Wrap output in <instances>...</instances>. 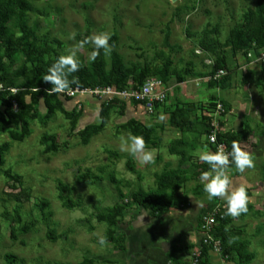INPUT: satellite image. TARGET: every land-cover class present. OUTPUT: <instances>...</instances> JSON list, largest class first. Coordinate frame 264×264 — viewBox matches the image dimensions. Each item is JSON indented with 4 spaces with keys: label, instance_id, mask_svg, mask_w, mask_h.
I'll return each mask as SVG.
<instances>
[{
    "label": "rangeland",
    "instance_id": "1",
    "mask_svg": "<svg viewBox=\"0 0 264 264\" xmlns=\"http://www.w3.org/2000/svg\"><path fill=\"white\" fill-rule=\"evenodd\" d=\"M28 2L32 9L26 12L25 21L34 27L35 47L21 43L23 49L2 57L3 69L16 82L33 78L38 60L57 58L67 54L69 48L85 37L108 32L115 37L114 41L109 40L111 49L109 52L100 50L97 55L106 71L115 55L132 73L148 71L144 80L161 77L160 73H163L170 86L169 94L178 95L179 101L184 100L185 94L196 92L190 89L183 92V84L177 78L185 80L197 76L202 80L199 87L204 93L200 92L199 96L204 95L202 99L206 98L211 108L214 109L217 103H221L226 112L230 108L227 117H210L219 123V129L220 125L235 128L238 122L247 124L246 140L239 146L251 154L253 167L240 173L234 164H230L227 172L233 186H246L252 205L245 215L233 219L229 225L231 230L240 231L234 238L245 243V251L250 256L240 262L233 252L229 263L264 264V180H261L260 167L264 162V137L259 135L257 127H264V72L254 60L257 53L248 58L246 53L233 49L231 39L236 24L241 22L248 9L254 10L256 0ZM8 28L14 38L20 36L13 21L8 23ZM72 33L75 37L69 39ZM91 49L90 43L78 49L82 65L90 63ZM217 60H221L219 64L225 70H230L233 80L228 88L222 89L204 78ZM187 68L193 69L192 73L196 75L192 76ZM241 76L247 77L248 81L241 82ZM59 99L60 105L49 119L40 121L34 116L27 120L25 128L28 132L22 139L10 136V130L15 129L14 123L6 129L0 127V145H9L0 164V264H5V253L15 255L17 264H175L191 259L200 242L199 232L195 229L196 216L212 201L203 188L197 186L203 183L202 173L192 165L202 161L200 153L192 151L191 154L185 147L184 155H180L188 178L178 195L187 201L184 209L168 208L161 219H153L142 210L131 215L134 206L129 202L132 190L138 186L152 190L155 174L176 168L177 159L168 154L167 145L169 148L171 143L175 144L178 151L174 152L181 154V142L177 141L190 133L165 126L167 115L157 119L155 112L147 114L141 107L127 102L120 109L119 101H114L107 116L102 118L101 101L94 97L79 94L71 100L61 96ZM73 107L79 108L80 115L71 129L72 117L67 113ZM37 111L40 115L45 113L41 101ZM206 120L209 121V117ZM86 125L93 128L81 138L79 131ZM145 129L149 135L145 148L155 149L153 164H142L138 155L129 154L122 141L129 133L139 136L137 133ZM44 132L55 136L58 151H43L39 137ZM127 161L131 162L132 170L126 167ZM5 169L18 174L20 183L8 179L3 173ZM87 171L100 176L101 180L81 178ZM109 175L117 182L110 180ZM59 180L72 186L70 195L79 205L68 209L61 204L56 190ZM22 192L27 195L26 198L21 196L22 224H30L26 232L17 231L12 213L17 204L12 196ZM40 201H47L48 206L40 208ZM121 204L122 222L113 228L96 218V213L103 212L106 207ZM46 211L51 212L48 221L42 215ZM109 228L121 239L119 243L106 241L101 245L98 238L105 236ZM49 229L56 235L54 240L46 235Z\"/></svg>",
    "mask_w": 264,
    "mask_h": 264
},
{
    "label": "trees",
    "instance_id": "2",
    "mask_svg": "<svg viewBox=\"0 0 264 264\" xmlns=\"http://www.w3.org/2000/svg\"><path fill=\"white\" fill-rule=\"evenodd\" d=\"M31 6L28 0H0V83L3 85V88L0 89V127L3 129L8 128L7 125L14 123V130H10V136L22 139L28 132L25 128L27 126V120L32 119L34 116H37L38 120H47L53 114L57 106L60 105L59 97H63L65 100H71L76 97H79L78 94L73 96H67L63 92H51L50 82L43 80V76L47 73L50 65L56 60V58H48L46 60H38L34 66L33 78L26 81L16 82L11 75H9L3 69L2 57L3 55L9 56L15 50L23 49L20 45L21 43L26 44L29 47H35L36 35L33 26H29L25 21V15L28 10H31ZM13 21L14 26L18 28L20 36L17 38L13 37L12 30L8 28V23ZM212 30V29H209ZM168 37V31L165 32V39ZM232 47L238 52L248 53L257 51L260 48L264 47V0H256L254 10L248 9L242 17L240 23H237L235 28L231 33ZM115 37L111 36V41H114ZM208 43V42H207ZM217 60L210 72L206 75L213 74L217 69L223 68ZM260 69L264 72V61L259 63ZM187 72L194 74L193 69L187 68ZM225 70V69H224ZM149 72L143 69L140 73H132L131 70L127 69L122 65L121 61L117 56H113L110 62V67L108 71L104 69L103 61L100 57H96L94 61H91L88 65H82L77 72L72 73L71 77H74L78 84H72L69 89L78 88H91L101 87L105 85L115 86L117 88H125L128 85V82L131 81L133 86L142 84L145 80L144 77ZM160 78L164 83L165 75L160 73ZM205 76V77H206ZM230 70H225V73L216 80H209L211 83L218 85L220 88H226L230 82ZM178 82L183 80L182 77L177 78ZM129 86V85H128ZM11 89H14L12 91ZM166 100V99H165ZM164 100V101H165ZM43 103L45 106V113L41 114L37 111V105L39 102ZM114 101H119L120 109H123L127 101H121L118 99H106L100 104V115L102 118L107 116L109 107L114 104ZM164 101L162 103H164ZM162 103L155 104L154 111ZM79 104V103H78ZM132 105L138 104L136 101L131 102ZM153 111V112H154ZM39 114V115H38ZM153 114V113H151ZM80 111L78 107H73L70 113H67L68 117H72L71 120V129H74L76 119L79 117ZM170 124L186 129L190 128L193 123L188 118V113L183 109H176L171 113ZM22 125L23 129L18 127ZM207 127V124L205 125ZM205 127L203 130L205 131ZM244 128L234 134H217V138L220 141H224L229 151L232 150L233 142L239 143V141L246 138L248 126H243ZM93 128V126L86 125L82 130L79 131V135L85 137L86 134ZM20 131H19V130ZM208 130V128H207ZM139 136H142L144 142L148 140V131L145 129L137 133ZM264 135V131H263ZM39 144L43 147V151L47 152H56L59 149V145L55 140V136L48 132H44L39 137ZM170 146V152L175 151L176 145ZM8 143H3L0 145V164L3 162V152L8 149ZM184 148L181 147L179 151L181 155H184ZM231 159V158H230ZM130 161L126 162V167L132 170V165ZM202 170L209 169V165L202 161L199 165ZM261 180H264V162L261 164ZM4 175L11 180H14L17 183H20V176L18 174H11L10 169H5L3 171ZM184 172L181 169H164L160 173L154 175L155 179V188L152 190H145L138 186L135 190H132L129 197V202L134 206L133 211L130 212L131 215L140 210L144 211L151 218L159 219L165 213L168 208L173 209H184L186 207V199L179 198V188L186 181V178L183 176ZM93 179V181H100L101 177L98 175L87 173L81 175V178ZM110 180L117 182V180L109 175ZM72 186L64 183L62 181L56 182L57 197L60 199L61 204L68 208L72 209L75 206L79 205L78 200H74L71 197ZM22 197L26 198V193H16L12 197L17 202L15 207L12 210L13 219L17 224L18 232H26L30 228V224H22V213H21V203ZM216 199L213 198L210 204L206 208L201 209L196 216V225L195 229L199 231L200 234V222L201 217L204 214L212 213L213 207L216 204ZM225 204V203H224ZM248 203V210L251 209V204ZM48 206L47 201H40V208H46ZM260 213V212H259ZM242 213L239 216L233 217L226 214L225 210L222 209L220 213L216 214V223L213 228V236L219 240L220 252L218 253L221 258H223V264L229 263L233 259L232 254L238 256L239 261H245L250 255L245 251V243L242 241L238 242L235 240V236L239 234L238 230H231L229 225L232 220L239 218L240 216L245 215ZM43 218L48 221L51 212L46 211L42 213ZM123 217V205H115L114 207H106L102 212L96 213L97 219H102L109 225L116 226L117 223L122 222ZM14 235V234H13ZM47 237L50 240H54L56 235L52 229H49L47 232ZM106 241L109 243L120 241V236L114 235V230L110 229L105 234ZM200 242L198 243L199 257L196 264H214L209 260V252L213 251L210 245L202 243L201 235L199 236ZM214 252V251H213ZM217 253V252H215ZM5 264H17L18 260L15 255L11 253L4 254ZM65 264V263H60ZM175 264H190L186 260H180L175 262ZM219 264V263H217Z\"/></svg>",
    "mask_w": 264,
    "mask_h": 264
},
{
    "label": "clouds",
    "instance_id": "3",
    "mask_svg": "<svg viewBox=\"0 0 264 264\" xmlns=\"http://www.w3.org/2000/svg\"><path fill=\"white\" fill-rule=\"evenodd\" d=\"M74 37L75 33H72L69 39H74ZM110 38L111 36L108 32L93 34L90 37H85L82 41H78L76 46L67 50V54L58 56L48 68L47 73L42 77L43 80L50 82L51 88L49 91L64 92L72 84H78L74 77L70 78L71 74L77 72L81 66L78 49L90 43L92 49L88 54V60L90 62L94 61L97 55L100 54V50L110 51ZM122 141L127 146L126 150L129 154L138 155L142 164H153L155 162V149H146L142 136L129 133L126 138H122ZM199 159L209 165V169L203 171L200 177L203 182V191L207 194V198H222L225 201L227 215L236 217L246 213L249 203L246 186L243 184L233 186L227 168L230 164H234L236 170L240 173H243L245 169L252 168L254 161L251 154L243 150L237 142H233L230 152H225L222 148H218L214 152L204 150L200 152ZM98 239L101 245L106 243L105 236H100Z\"/></svg>",
    "mask_w": 264,
    "mask_h": 264
},
{
    "label": "built area",
    "instance_id": "4",
    "mask_svg": "<svg viewBox=\"0 0 264 264\" xmlns=\"http://www.w3.org/2000/svg\"><path fill=\"white\" fill-rule=\"evenodd\" d=\"M256 60L259 63L264 61V47L258 50ZM224 73L225 70L223 68H219L213 74H210L205 78L207 80H216ZM128 85L122 89L111 85L94 87L93 89L75 87L74 89H68L63 93L67 96H73L75 94H84L100 100L118 99L130 103L134 100L138 103L137 105L141 106V108L147 114L153 113L155 104L162 103L167 96L168 86L160 78L150 77L146 79L142 84L136 86H133L132 82L129 81ZM2 88L3 85L0 83V89ZM11 90L14 91V89ZM216 110L218 111V113L223 110L221 104L218 103L216 105ZM218 124L216 120H211L209 125L210 130L207 134V141L211 144L213 152L216 151L218 148H222L225 152H230L225 142L220 141L217 138V134L220 132ZM225 208L226 206L223 201H221L220 198H217L216 204L213 207V212L204 214L201 217L200 222L199 230L202 243L210 245L211 249L217 253L220 252V244L219 240L213 236L212 231L216 223V214L220 213L222 209L225 210ZM199 254V249H195L191 259H189L188 262L190 264H196L198 262ZM219 264H223V258H221V262Z\"/></svg>",
    "mask_w": 264,
    "mask_h": 264
},
{
    "label": "crops",
    "instance_id": "5",
    "mask_svg": "<svg viewBox=\"0 0 264 264\" xmlns=\"http://www.w3.org/2000/svg\"><path fill=\"white\" fill-rule=\"evenodd\" d=\"M254 53H256V52H254V51L248 52L246 54V56L248 57L250 54H254ZM254 56H255V54H254ZM256 57H255L254 60L257 62ZM252 62H254V61H252ZM252 64L254 65V63H252ZM251 70H253V69L251 68ZM193 75H196V74H192V76ZM198 78L199 77L194 76V77H191V78H187L185 80L183 79L181 82H179L180 84H183V88H182V85H181L182 90H184L183 92L187 91V89H190L191 92H196L194 94H188V95L185 94V98L182 101H179L178 95L169 94L170 93V90H169L170 86H168L166 100L164 101V103H162L159 106L158 109H156L154 111L155 112V116H156L157 119L158 118H162L164 115L168 116V119L166 120L167 121V125L165 124V126H168L171 129H173V130H177V131L180 130L181 132L188 131L190 133V135L187 136L185 139H181L180 141H177V142H181L180 143V147H183V148L188 147V149H190V153L191 154H193L192 151L196 152L197 154H199L200 152H202L204 150L212 151L211 144L207 141V134L209 133V130H210L209 125H210V122H211L210 117L214 116L216 118L217 116H219L220 118H222V117H227L228 114L230 113V108L229 107H228L229 109H228L227 112L223 108V110H221V112L218 113V111L216 110V105L218 103L215 105V107L213 109V108H211L209 106L210 105V104H208L209 101L206 100V98L202 99V98H204V95L203 96H199V94L201 92V89H200L199 86H200V83L202 82V80L198 79ZM239 79L243 83L248 81L247 77H245V76H241V78H239ZM232 80L233 79L231 77L229 85L232 82ZM229 85L226 88H228ZM222 89H225V88H222ZM201 93L204 94L203 91ZM215 103L216 102H214V104ZM206 104H208V105H206ZM219 104H221V103H219ZM137 106L141 107V106L136 104V107ZM221 106H222V104H221ZM210 108H211V110H210ZM176 109H183V110L187 111L188 118L193 123V125L190 128L183 129V128H180V127H177V126H174V125L170 124L169 121H170L171 113L173 111H175ZM208 117H209V121L206 120ZM206 124H207V127H205ZM237 124L238 125L235 128H229L228 125H225L224 126L225 128H224V127H221V125H220V132L219 133H221V134L238 133L244 128L243 126L247 125L244 122H241L240 124L238 122ZM204 127H205V131L203 130ZM257 127H258V132L260 131L259 135L264 137V135H263L264 127L258 126V125H257ZM207 128H208V130H207ZM248 129H249V127H248ZM248 131L249 130H247V133H248ZM246 137H247V134H246ZM202 139H203V142L201 141ZM244 140H246V138L241 140V141H239L238 144L240 145V143L242 141H244ZM174 142L175 141H173V143ZM170 146H174V145L171 143ZM170 146H169V148H170ZM169 148H168V145H167L168 154L175 156L176 159H177V164H178V165L176 164L177 165L176 168L171 167V169H181L184 172L183 176L187 180L188 178L186 177L187 172L185 170V166H184L183 163L180 162L182 155L178 154L179 152H174V151L170 152ZM177 149L178 148L175 147L176 151H178ZM201 163H202V161L200 163H198V164H193L192 165V166H194V168H196L198 170L199 173H202L204 171V170L201 169V167H199V165ZM197 186L199 188H201V187L203 188V183H198ZM179 190H180V188H179ZM159 219H161V218H159ZM199 236H200V234H199ZM209 260L212 263L217 264V263L221 262V257H220V255L218 253L210 251L209 252ZM225 264H230V263H225Z\"/></svg>",
    "mask_w": 264,
    "mask_h": 264
},
{
    "label": "water",
    "instance_id": "6",
    "mask_svg": "<svg viewBox=\"0 0 264 264\" xmlns=\"http://www.w3.org/2000/svg\"><path fill=\"white\" fill-rule=\"evenodd\" d=\"M172 1H175V0H172Z\"/></svg>",
    "mask_w": 264,
    "mask_h": 264
}]
</instances>
